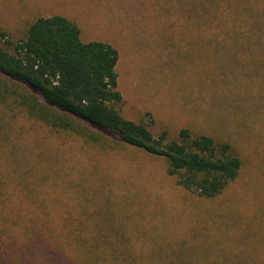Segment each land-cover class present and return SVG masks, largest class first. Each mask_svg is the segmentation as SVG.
I'll return each instance as SVG.
<instances>
[{
    "label": "rangeland",
    "instance_id": "374dc122",
    "mask_svg": "<svg viewBox=\"0 0 264 264\" xmlns=\"http://www.w3.org/2000/svg\"><path fill=\"white\" fill-rule=\"evenodd\" d=\"M55 15L118 50L112 106L125 119L169 141L187 129L229 144L242 168L207 199L178 186L164 158L100 151L0 107V264L45 244L55 258L94 249L65 239L81 219L83 236H111L99 264L115 246L122 264H264V0H0V32L16 43Z\"/></svg>",
    "mask_w": 264,
    "mask_h": 264
},
{
    "label": "trees",
    "instance_id": "16d2710c",
    "mask_svg": "<svg viewBox=\"0 0 264 264\" xmlns=\"http://www.w3.org/2000/svg\"><path fill=\"white\" fill-rule=\"evenodd\" d=\"M118 62L114 46L84 42L79 26L63 16L38 18L16 43L0 32V107L14 118L36 121L54 135L76 138L100 151H115L121 144L164 158L168 175L185 191L207 199L223 194L242 168L231 146L187 129L180 132L179 141H169L167 133L157 138L147 126L125 119L112 106L123 100ZM87 227L83 219L70 224L65 239L94 249L109 242L111 236L101 232L96 237L83 236ZM119 239L124 241L123 236ZM45 245L39 252L24 253L23 263L41 264V257L47 264H99L102 260L97 250L83 247L78 257L59 251L55 258L56 251ZM117 247L103 253L112 258L111 264H122L127 256Z\"/></svg>",
    "mask_w": 264,
    "mask_h": 264
}]
</instances>
